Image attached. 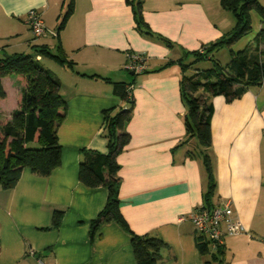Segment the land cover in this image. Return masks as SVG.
<instances>
[{"label": "crops", "instance_id": "obj_1", "mask_svg": "<svg viewBox=\"0 0 264 264\" xmlns=\"http://www.w3.org/2000/svg\"><path fill=\"white\" fill-rule=\"evenodd\" d=\"M0 0L1 57L61 45L73 67L36 55L60 81L67 103L58 128L62 161L49 175L24 168L15 187H0V264H138L132 234L116 220L92 222L109 191L79 177L84 150L107 152L104 112L129 108L112 82H133L129 141L117 154L120 211L132 232L165 242L159 264H205L190 213L204 203L211 156L214 203L230 198L246 233L226 238L223 264H264V83L227 101L212 96V146L188 137L182 63L229 29L213 0ZM38 10L50 32L35 37L27 13ZM150 31L151 33L147 32ZM55 32V33H52ZM169 41V42H168ZM11 47L17 48L9 53ZM144 54L147 69H128ZM0 114L11 119L24 87L2 78ZM207 95V93H206ZM208 96V95H207ZM63 211L53 227V214ZM34 251V254L31 252Z\"/></svg>", "mask_w": 264, "mask_h": 264}, {"label": "trees", "instance_id": "obj_2", "mask_svg": "<svg viewBox=\"0 0 264 264\" xmlns=\"http://www.w3.org/2000/svg\"><path fill=\"white\" fill-rule=\"evenodd\" d=\"M220 4L223 9L235 15L234 28L216 41L203 45V53L201 49L189 53L194 56L193 62L182 63V95L188 106L185 117L187 136H196L206 150L213 143L211 119L214 107L210 98L222 95L227 101H232L241 97L250 87L264 83V7L257 0H220ZM72 5L73 0L61 21L60 29L72 12ZM253 8H257L261 15L262 27L253 45L234 51L233 44L252 29ZM226 46L230 49L231 59L224 65L212 53ZM56 50L54 53L48 46H41L33 54L14 53L0 57V98L6 97L3 77L15 75L24 84L18 95V107L13 111L11 119L0 114V187L4 189L16 186L24 168L47 176L61 164L62 145L58 138V128L65 117L67 103L60 92L59 79L36 58V55H40L61 65L74 66L60 44ZM206 60L210 62L208 67L198 65ZM111 83L114 93L131 105L118 111L111 109L104 112V135L108 141V150H84L79 177L89 187L104 185L109 191L107 204L93 220V228H98L102 221L116 220L132 234L131 242L138 264H159L165 242L154 235L132 232L120 211L121 177L116 157L129 141V133L125 128L134 103L131 96L133 82ZM203 160L208 180L203 205L211 208L215 204V171L208 152L203 153ZM62 216L63 211L54 212L53 227L60 225ZM197 245L201 253L208 256L205 264H223V247L211 250L204 236H197Z\"/></svg>", "mask_w": 264, "mask_h": 264}, {"label": "built area", "instance_id": "obj_3", "mask_svg": "<svg viewBox=\"0 0 264 264\" xmlns=\"http://www.w3.org/2000/svg\"><path fill=\"white\" fill-rule=\"evenodd\" d=\"M27 22L35 37H41L50 32L42 14L36 9L29 10ZM200 51L204 52L203 49ZM128 69L134 73L144 72L147 69L146 56L144 54H131ZM189 218L193 223L196 235L204 236L209 241V246L213 251L223 247L228 236L247 232L236 215L233 200L230 198L215 203L211 208H207L205 205L197 207L190 213ZM31 253L34 254V251ZM38 261L39 264H46L42 258H38Z\"/></svg>", "mask_w": 264, "mask_h": 264}, {"label": "rangeland", "instance_id": "obj_4", "mask_svg": "<svg viewBox=\"0 0 264 264\" xmlns=\"http://www.w3.org/2000/svg\"><path fill=\"white\" fill-rule=\"evenodd\" d=\"M213 1L216 4H218L219 0H213ZM257 1L260 5H262L264 7V0H257ZM218 10L220 12V15H223V17L225 18L224 24L229 29L228 31L232 30L236 24L235 15L232 12L223 9L221 5H220V7H218ZM251 24H252V29L250 30V32L245 34L239 41H237L236 43L233 44L232 49L234 51H239L241 49H245L249 45H253V43L255 42L257 34L259 33V31L262 27L261 15H260L257 8H253L251 10ZM0 37H2V36H0ZM6 42H7V40L5 38H3V39L0 38V45L6 44ZM9 42L13 43V41H10V40L7 43H9ZM15 51H17V48H14L11 46L8 49L9 53H14ZM1 55H3L2 52H0V57H1ZM212 55H213V57L218 59L224 65L227 64L231 59L230 49L227 46L224 48L215 50L212 53ZM191 60H192V58H190L186 62H191ZM198 65L200 67H208L210 65V62L206 60V61L200 62Z\"/></svg>", "mask_w": 264, "mask_h": 264}]
</instances>
